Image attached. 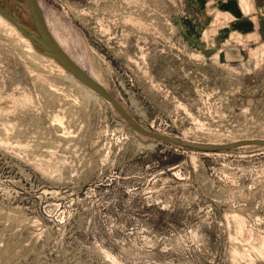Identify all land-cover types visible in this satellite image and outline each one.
<instances>
[{
  "label": "rangeland",
  "instance_id": "1",
  "mask_svg": "<svg viewBox=\"0 0 264 264\" xmlns=\"http://www.w3.org/2000/svg\"><path fill=\"white\" fill-rule=\"evenodd\" d=\"M37 1L65 52L142 126L264 139V56L249 46L221 64L194 50L184 0ZM20 42L0 24V264H264L263 147L142 136Z\"/></svg>",
  "mask_w": 264,
  "mask_h": 264
},
{
  "label": "water",
  "instance_id": "2",
  "mask_svg": "<svg viewBox=\"0 0 264 264\" xmlns=\"http://www.w3.org/2000/svg\"><path fill=\"white\" fill-rule=\"evenodd\" d=\"M0 15L26 37L36 53L52 58L66 72L108 102L134 132L201 152L231 150L241 146L264 148V139H234L224 143H198L152 131L142 126L102 84L76 63L49 31L37 0H0Z\"/></svg>",
  "mask_w": 264,
  "mask_h": 264
},
{
  "label": "crops",
  "instance_id": "3",
  "mask_svg": "<svg viewBox=\"0 0 264 264\" xmlns=\"http://www.w3.org/2000/svg\"><path fill=\"white\" fill-rule=\"evenodd\" d=\"M184 1L188 14L184 18L186 22L182 25V34L188 44L194 46V50L205 54L208 59L214 61L215 58L221 64H236L248 57L249 46L255 48L264 45V0ZM244 3H247L248 7ZM245 8H249V12H246L248 9ZM215 10L228 13V18L217 26L213 33L208 32L207 39L202 38L203 31L212 26L210 23L214 19ZM233 34H239L242 40H233ZM263 67L264 60L258 69ZM260 76L262 72L256 71L254 77Z\"/></svg>",
  "mask_w": 264,
  "mask_h": 264
},
{
  "label": "bare ground",
  "instance_id": "4",
  "mask_svg": "<svg viewBox=\"0 0 264 264\" xmlns=\"http://www.w3.org/2000/svg\"><path fill=\"white\" fill-rule=\"evenodd\" d=\"M242 1H244L245 2V0H242ZM247 2H248V0H247ZM244 4H246V7H248L247 5V3H244ZM240 5V4H239ZM243 5V4H242ZM241 7V6H240ZM243 7V6H242ZM244 8V7H243ZM250 8V7H249ZM249 8H245V9H248L246 12H249V10L251 9H249ZM244 12V11H243ZM217 14H215L216 15V17L214 18V20L216 21H214L215 22V24H220V23H224V21L226 22V20H227V14H225V13H222V12H220V11H218V12H216ZM245 13V12H244ZM0 24L1 25H3V26H5V27H7L8 29H9V31H11V33H13V35H16V37L21 41L20 43H23V45L25 46V48L29 51V52H31V53H33V54H36V55H38V56H40L41 58H43V60H45V61H47V62H49V65H51L52 66V68L54 69L55 68V70H57L58 72H66L60 65H58L52 58H50V57H47V56H44V55H42V54H38V53H36L35 52V50L32 48V46H31V44H30V42H29V40L26 38V37H24L22 34H20V32L16 29V27L15 26H13L10 22H8L4 17H2L1 15H0ZM213 24V23H212ZM213 28V27H212ZM213 30V29H212ZM209 31V30H208ZM214 32V31H213ZM212 32V33H213ZM211 33V32H210ZM207 36V35H206ZM236 37H237V39H239V37H238V35H236ZM242 40V39H241ZM58 43H60V42H58ZM61 45V44H60ZM250 54L252 55V56H254V57H256V59H257V57H259V56H264V45L262 44V45H259L258 47H256V48H252V49H250ZM27 55H28V53H27ZM31 56V55H30ZM33 56H35V55H33ZM216 56V55H215ZM36 57V56H35ZM34 57V58H35ZM36 58H38V57H36ZM214 60H215V58H214ZM41 62V61H40ZM259 63H260V61H258ZM258 63V64H259ZM46 65H48V64H46ZM48 68V67H47ZM70 75V74H69ZM71 76V75H70ZM66 77V76H65ZM95 77V76H94ZM70 78V77H69ZM72 79V78H71ZM95 79L100 83V84H102L104 87H105V85L97 78V77H95ZM74 82H75V80H74ZM79 82V81H78ZM79 84V83H78ZM76 85V84H75ZM80 86V85H79ZM83 86V85H82ZM106 88V87H105ZM84 89V88H83ZM88 89V88H87ZM87 91V90H86ZM88 92H91V94H93V95H95V96H98L96 93H94V92H92L90 89H88ZM55 118V117H54ZM181 139H184V138H181ZM235 139V138H234ZM184 140H186V139H184ZM233 140V139H232ZM238 220V219H237ZM238 226H239V228H240V230H242L243 231V224H242V222H241V220H238ZM246 229V228H245ZM244 229V230H245ZM244 232V231H243ZM243 232H240V233H243ZM246 232V231H245ZM244 236V235H243ZM247 237V236H246ZM249 240V239H248ZM261 244V243H260ZM262 244H264V237H263V242H262ZM261 247V249H262V246H260ZM255 248V247H254ZM264 249V248H263ZM258 251H259V248H258ZM263 251V250H262ZM261 252V251H260ZM259 255V254H258ZM262 255V254H261ZM243 256V255H242Z\"/></svg>",
  "mask_w": 264,
  "mask_h": 264
}]
</instances>
